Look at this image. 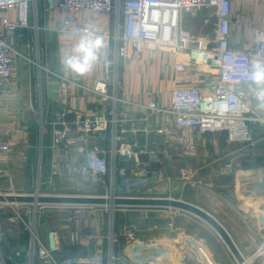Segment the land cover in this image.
Listing matches in <instances>:
<instances>
[{"label": "built area", "instance_id": "2783aa9c", "mask_svg": "<svg viewBox=\"0 0 264 264\" xmlns=\"http://www.w3.org/2000/svg\"><path fill=\"white\" fill-rule=\"evenodd\" d=\"M37 1L0 0V96L14 79L19 57H24L14 44L15 35L20 28L30 26L33 10L37 16ZM234 1L45 0L47 12L56 14L58 33L80 40L87 29L101 39L97 53L112 48L103 60L102 76L93 86L77 73L72 77L55 71L50 74L53 82L60 85L57 105L61 121L57 124L62 126L55 132L53 149L72 143L75 149V155L71 154L74 161L64 169H72L73 174L90 184L108 185L107 197H126L156 183L155 174L132 173L126 163L139 169L142 157L171 160L177 150L195 152L198 142L194 132L199 136L226 133L232 143H254L253 125L264 127V113L256 110L250 98H257L264 88V83L257 84L252 79L254 65L264 66V28L255 29L252 43L233 44ZM254 1L264 18V0ZM202 8H207L210 18L216 21L214 30L202 39L184 40L181 24L185 14L198 17ZM84 10L112 19V29L96 32L90 24L82 23L77 14ZM156 54L178 76L177 84L183 82L181 75L195 70L204 79L205 87L176 86L157 100H134L122 79V66L136 60L152 64ZM70 86L93 97L87 111L72 103ZM68 114L75 118L67 120ZM179 183L186 186L188 181L185 178ZM195 189L247 217L215 187L199 181ZM129 239L121 250L114 233L110 234L103 260L60 262L56 257L61 250L59 232L50 230L44 239L35 223L26 245L3 248L0 244V264H173L176 259L172 251L158 243L141 236ZM191 243L188 239L177 245L187 253L185 246ZM257 249L264 264V239L258 241ZM198 250L206 264H215L204 249ZM176 260L184 264L183 257Z\"/></svg>", "mask_w": 264, "mask_h": 264}, {"label": "crops", "instance_id": "0c3cea01", "mask_svg": "<svg viewBox=\"0 0 264 264\" xmlns=\"http://www.w3.org/2000/svg\"><path fill=\"white\" fill-rule=\"evenodd\" d=\"M37 10L36 17L34 10L31 12L30 26L20 28L15 35L14 44L24 55L19 57L18 61L20 62L22 58L23 62H18L12 83L0 96V183L5 180L13 183L15 179L17 184L22 182L26 190L43 189L44 193H47L50 192L48 188L55 187L59 181L68 180V176L78 177L73 174L72 169H64L65 166H70L69 162L74 161V156L71 157V154L75 155L73 143L53 149L55 132L62 129V126L57 124L61 121L58 116L59 99L51 96L49 84L54 80L50 75L51 72L63 73L68 77L76 74L65 69L62 59L65 54H73V49L80 40L78 37L70 38L69 35H61L57 32L56 14L47 12L45 0L37 1ZM77 16L82 23L90 24L96 32L112 29L113 20L110 18L98 16L88 10L79 12ZM13 19H16V13L13 14ZM209 19L210 12L207 8H202L198 17H192L187 12L183 20L187 25L194 23V27L200 31L199 36L203 37L206 31L204 26H207ZM257 27L264 28L260 6L258 7L254 0H235L232 43L239 46L252 43ZM108 53H112V48L97 53V59L91 70L80 75L88 85H95L101 78L104 71L103 60ZM168 67L161 59V55L156 54L152 64L136 60L130 65H123L122 79L134 100H157L176 86L179 88L190 85L205 87L204 79L202 80V76L195 70H191L185 76L181 75L183 82L177 84L178 76H175ZM70 90L73 94L72 103L79 106L81 110L87 111L90 102H94L93 97L88 96V93L86 94L79 87L70 86ZM250 98L254 101L256 110L264 113V99L259 96ZM74 118V114H68L66 117L70 121ZM252 129L255 135L254 143H232L228 140L226 133L199 136L194 132L193 138L198 142L197 151L186 154L177 150L171 160L162 156L152 157L151 160L142 157L141 167L136 170L133 165L130 170L141 174L151 172L156 174L159 180L168 175L176 177L178 180L172 185V189L170 185L159 184L151 186L149 190L138 191L134 195L170 196L199 205L228 228L235 244L245 257H251V260H248L249 263L261 264L257 256V245L259 240L264 239V159H262L264 158V127L253 125ZM185 178L188 183L182 186L179 181ZM198 180L223 193L247 213V217L244 218L222 200L196 191L195 183ZM198 199L202 202L197 201ZM145 209L168 212L176 221L185 217L200 223L196 220V216L177 209L168 207ZM7 221L10 222V219ZM201 226L213 235L219 250L227 255L233 264H236L233 254L230 253L221 237L216 232H212L209 228L211 226H205L203 222ZM3 228V221L0 219V244L3 248L27 244L28 237L22 239L21 235L14 231L17 229L10 228L11 236L4 234ZM50 230L53 229L41 231L39 229V234L46 239ZM143 238L172 251L176 259L183 257L184 264H198V259L191 258V253L187 250L185 255L175 239L152 234L145 235ZM56 257L60 262L77 261L76 258L100 261L105 258V254H102L101 259L96 260L91 258V253L85 252L82 255L79 252H71L67 248L65 251L62 245ZM176 259L173 264H180Z\"/></svg>", "mask_w": 264, "mask_h": 264}, {"label": "rangeland", "instance_id": "374dc122", "mask_svg": "<svg viewBox=\"0 0 264 264\" xmlns=\"http://www.w3.org/2000/svg\"><path fill=\"white\" fill-rule=\"evenodd\" d=\"M215 23L216 21L213 18L209 19L207 26H204V29L206 30L203 35L204 37L214 30L216 26ZM194 25V23L187 25L185 20H183L181 31L184 40H190L193 42L203 38L199 36L200 31L196 29ZM20 62H23L22 58L20 59ZM125 165L128 168L132 167L129 162ZM149 173L152 174L151 172ZM67 179L68 180L57 182L53 188H48V191L50 192L47 193H44L43 189L26 190L24 189V184L22 182L17 184L15 179H13V183L11 182L12 184L5 180L0 183V194L35 195L39 193L107 197L108 185H93L80 177L68 176ZM177 180L176 177L171 175L161 177V180H159L155 174V182L158 183H154L150 186L159 184L166 186L170 185V189H172V185L174 182H177ZM199 181L203 182L201 180H198L197 182ZM149 189L150 187L140 191ZM197 201L202 202L201 199H198ZM195 218H197L196 220L200 223L191 221L185 217L176 221L175 219H172L168 212L150 211L146 210L144 207L109 205L54 207L17 203L0 204V219L3 221L4 234L12 236V233L9 230L10 228H13L17 229L14 231L18 232L22 239L28 237L29 240L30 228L35 226L36 223V228L38 230L40 229V231L42 229L57 230L61 238V247L63 245L65 251L67 248V250L71 252H79L82 255L85 252L91 253L92 259L99 260L101 259L102 254L106 253L110 234L113 235L114 233L120 249L128 240H130L129 238H131V236L144 237L145 235L152 234L161 235L168 239H175L176 242H181L183 244L188 241V239L192 240V243L186 245L185 248L188 253H191V258L198 259V264L199 262L200 264H206V260L198 250V247L204 249L215 264H233L227 255L219 250L217 242H214L213 235H211L205 227L201 226V222H203L205 226L209 225L199 217L196 216ZM8 219H10V222L7 221ZM12 225H14V227ZM209 228L212 229V232H216L212 227ZM216 234L218 235L217 232ZM185 255H187V253H185ZM76 259L79 260L82 258ZM233 260L236 261L235 258ZM236 264H238L237 261Z\"/></svg>", "mask_w": 264, "mask_h": 264}, {"label": "water", "instance_id": "95a60500", "mask_svg": "<svg viewBox=\"0 0 264 264\" xmlns=\"http://www.w3.org/2000/svg\"><path fill=\"white\" fill-rule=\"evenodd\" d=\"M51 96L59 99L58 82L49 84ZM33 204L46 206H126L144 208H173L195 215L211 226L224 241L233 254L238 264H246L248 261L242 253L230 232L213 214L194 203L174 197H151V196H126V197H103V196H78L56 194H0V204Z\"/></svg>", "mask_w": 264, "mask_h": 264}, {"label": "clouds", "instance_id": "9594fccd", "mask_svg": "<svg viewBox=\"0 0 264 264\" xmlns=\"http://www.w3.org/2000/svg\"><path fill=\"white\" fill-rule=\"evenodd\" d=\"M101 46V39L84 30L79 44L73 49V54H65L62 63L66 70L83 75L89 72L93 63L97 59V50ZM256 71L253 73L252 79L257 84L264 83V66L260 64L254 65ZM258 96L264 99V88L258 92Z\"/></svg>", "mask_w": 264, "mask_h": 264}, {"label": "bare ground", "instance_id": "6f19581e", "mask_svg": "<svg viewBox=\"0 0 264 264\" xmlns=\"http://www.w3.org/2000/svg\"><path fill=\"white\" fill-rule=\"evenodd\" d=\"M246 264H250L249 261H247Z\"/></svg>", "mask_w": 264, "mask_h": 264}, {"label": "trees", "instance_id": "16d2710c", "mask_svg": "<svg viewBox=\"0 0 264 264\" xmlns=\"http://www.w3.org/2000/svg\"><path fill=\"white\" fill-rule=\"evenodd\" d=\"M262 159H264V158H262Z\"/></svg>", "mask_w": 264, "mask_h": 264}]
</instances>
